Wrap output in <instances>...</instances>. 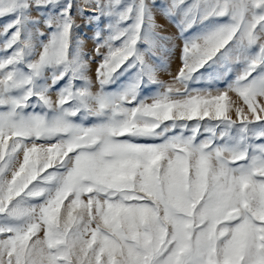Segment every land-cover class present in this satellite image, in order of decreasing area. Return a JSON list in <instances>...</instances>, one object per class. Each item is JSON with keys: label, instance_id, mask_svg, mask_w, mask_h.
<instances>
[{"label": "snow or ice", "instance_id": "1", "mask_svg": "<svg viewBox=\"0 0 264 264\" xmlns=\"http://www.w3.org/2000/svg\"><path fill=\"white\" fill-rule=\"evenodd\" d=\"M59 5L0 0V264H264V0L162 4L181 35L227 18L184 41L169 82L151 59L167 39L156 0H64L43 31L29 27L33 9ZM85 14L109 18L93 36L95 92L73 51ZM218 54L242 70L223 89H190ZM122 67L132 83L106 93ZM145 82L159 85L151 103L138 100ZM81 112L98 122H73Z\"/></svg>", "mask_w": 264, "mask_h": 264}, {"label": "rangeland", "instance_id": "2", "mask_svg": "<svg viewBox=\"0 0 264 264\" xmlns=\"http://www.w3.org/2000/svg\"><path fill=\"white\" fill-rule=\"evenodd\" d=\"M64 0H61V5L57 8H52L49 6L45 9H33L32 15L36 16L40 23L38 25H29L33 30L36 27H40L41 31H43V19L50 14H54L59 10V7L63 6ZM127 2V0H125ZM167 0H156L158 5L156 9V17L157 23L161 26L160 31L162 35H165L167 39L159 42V47L161 49V53L158 57H152V62L157 66L158 79L169 82L171 80V76L169 72L174 73L179 65V56L180 50L183 47V43L186 39L197 36L198 34L205 32L209 28L213 27L215 24L226 22L227 18H222L220 20H207L202 23L194 24L188 31L184 32L183 35L180 34V30L178 27L179 16H175L169 18L165 16L159 8L162 7ZM10 17H4L0 19V49L3 48L4 41L7 39L6 36L3 35V25L7 23ZM131 21H129L130 23ZM109 23V18L101 17L99 21H89L87 19V14L84 17H77V24L79 25L74 29L73 32V51H75L78 47V42L82 45V51L85 53L84 60L88 62V71L87 75L92 81L93 92L97 91L99 88L98 82L96 80V69L98 64L96 63L99 60V57H95V48L96 41L93 39L96 31H100L102 33V37L107 35L105 30V25ZM48 31H51L49 29ZM40 39H46V37H40ZM119 43V42H117ZM140 49L146 48L145 44L139 45ZM256 48L253 47L251 52H255ZM4 55L3 51H0V57ZM232 56H235V53H232ZM89 58V59H88ZM214 61H209L204 67L200 68L196 73L193 74L192 79L190 80L188 87L190 89H210L214 92L215 89H223L227 83L233 80L236 75L242 70L243 65L241 63L235 62L234 59L229 58H221L218 54ZM124 67H127L125 65ZM135 68L130 69L128 71H124L122 67L117 74L114 75L112 81L105 85L104 91L106 93H119L122 92L130 83H132ZM255 75V73H253ZM67 81V76L64 80H61L58 84L53 86L52 91V99H56V90L59 89L63 84ZM39 83H43L40 81ZM82 82L80 80H76L75 84L79 86ZM159 85L153 83H143L138 90V100H142L145 98V102L151 103L150 97L156 94L159 91ZM42 109L39 107H29L25 109V112H41ZM73 122L82 124L83 126H91L98 122V118L93 116H85L83 112L78 114L76 117L71 118ZM233 119L235 116L233 115ZM175 131H179L176 129ZM174 133H166V135H172ZM188 133H185L187 135ZM203 137H201L202 139ZM136 143H156L158 141L148 140V139H136ZM261 141H257L260 143ZM38 201H33V203H37ZM61 211L63 212V205L61 206ZM42 235V233H40Z\"/></svg>", "mask_w": 264, "mask_h": 264}]
</instances>
